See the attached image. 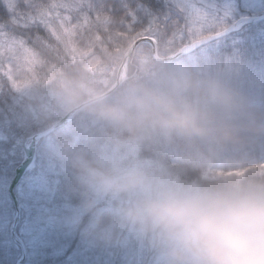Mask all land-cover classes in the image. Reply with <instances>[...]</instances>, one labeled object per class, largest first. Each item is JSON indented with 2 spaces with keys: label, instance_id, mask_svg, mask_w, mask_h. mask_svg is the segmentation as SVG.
<instances>
[{
  "label": "trees",
  "instance_id": "obj_1",
  "mask_svg": "<svg viewBox=\"0 0 264 264\" xmlns=\"http://www.w3.org/2000/svg\"><path fill=\"white\" fill-rule=\"evenodd\" d=\"M228 1L233 0H220L221 4L226 6ZM235 1L240 6V11H245V14L255 16L264 13L261 10L251 14L249 9L241 7L243 3H248V0ZM263 1L250 0L249 6L256 8ZM53 2L54 0H37V3L45 7ZM111 3L117 9L115 16L119 17L122 14L119 11V0H111ZM59 11L61 16L69 17L65 26L72 27L83 25L87 10ZM6 18V13L0 7V19ZM88 18L90 25L78 29L72 39L77 48L87 50L89 38L100 36V42L91 48L88 57L103 61L96 72L87 71L79 57L75 65H72L70 58L68 66L62 65L56 58V52L52 50L60 47L62 52V46H58L54 37L42 26L29 29L10 28L15 36L26 39L27 46L34 50L40 60L45 61L48 66L56 64L60 69L47 84L34 86L26 95L12 92L7 78L3 75L9 67L18 82L31 75L23 61L20 65L13 62L0 68V83L5 86L0 90V264H16L22 255L21 247L12 239L11 225L16 208L7 187L15 176L17 167L26 157L25 147L30 145L32 136L51 128L74 109L65 105L58 89L59 82L71 81L74 84H82L88 90L105 93L115 84L117 69L127 54V51L114 52V43L108 40V33L103 27L96 23L95 15L88 13ZM139 27L137 25V28ZM109 31L114 34L116 31L126 32L127 29L119 23H113L109 25ZM205 31L204 35L215 32L207 29ZM192 33L181 20V30L169 29L168 38H174L173 47L178 49L193 39ZM36 35L41 37L43 43L35 41ZM114 39L120 40L115 37ZM209 45L214 47L215 42L212 41ZM140 46L152 55L151 46L147 43ZM104 48L110 53L105 54ZM157 53L159 56L173 54L163 45ZM214 53L232 57L236 64H228L219 59L206 60L199 55L191 58L200 71L224 79L248 95L243 89L245 73L253 67L264 68V20L244 24L226 35ZM187 58L189 56L183 55L178 59ZM151 71L149 64L136 59L134 51L121 86L110 97L115 96L129 78L146 76ZM35 72L42 76L47 72V67L41 68L37 65ZM262 164L264 140L253 143L244 151L209 153L190 147L180 140L130 133L99 120L85 108L75 113L63 127L39 140L33 161L25 171L32 172L35 179L46 186L45 199L48 201L35 200L34 194L33 197L30 195L28 182H24L22 193L16 191L21 210L15 233L27 248L24 264H157L156 255L149 242L134 231L118 225L113 212L120 201L110 196H98L82 184L80 176L86 168L139 166L160 179L194 182L214 176L242 175L250 169L264 171V167L260 166ZM21 181L19 184L23 183V180ZM78 216L79 220L71 225L70 221ZM39 227L44 229L45 236L49 235L50 231L59 234L65 239V244L60 246L54 238L47 236L31 251L29 246L33 236L30 232ZM103 231H111L113 243L98 241L97 238Z\"/></svg>",
  "mask_w": 264,
  "mask_h": 264
},
{
  "label": "clouds",
  "instance_id": "obj_2",
  "mask_svg": "<svg viewBox=\"0 0 264 264\" xmlns=\"http://www.w3.org/2000/svg\"><path fill=\"white\" fill-rule=\"evenodd\" d=\"M135 57L152 71L129 78L113 97L60 81L65 105L130 133L209 153L244 151L264 140V103L200 71L191 57L155 60L143 47ZM80 180L96 195L120 201L113 212L118 225L146 239L157 264H264L262 170L173 182L139 166H112L86 168ZM97 239L114 242L111 231Z\"/></svg>",
  "mask_w": 264,
  "mask_h": 264
},
{
  "label": "snow or ice",
  "instance_id": "obj_3",
  "mask_svg": "<svg viewBox=\"0 0 264 264\" xmlns=\"http://www.w3.org/2000/svg\"><path fill=\"white\" fill-rule=\"evenodd\" d=\"M0 7L7 15L6 19H0V68L13 62L20 65L23 61L27 72L31 73L18 82L11 67L3 72L9 82V89L15 93L28 95L34 86L47 84L53 79L60 68L56 64L48 66L45 61L40 60L34 50L27 46L26 39L15 36L10 28L29 29L42 26L54 37L57 45L62 46V52L60 47L52 48L62 65L68 66L69 58L72 65H75L79 57L87 71L96 72L103 61L88 57L91 48L100 42V36L89 38L87 50L77 48L72 39L78 29L90 25L88 13L94 14L96 23L108 33L107 38L114 43L116 53L141 48L143 46H137V41L144 40L156 50L163 45L166 50L176 55H199L206 60L219 59L228 64L235 63L232 57L214 53L226 34L235 27L234 23H230L232 8L222 5L220 0H119V11L122 13L119 17L115 16L117 9L111 0H54L46 7L37 3V0H0ZM60 9L69 12L86 9L83 25L66 27L69 17L61 16ZM181 20L190 33H195V37L176 49L173 47L175 40L168 38V33L169 29L181 30ZM113 23L123 25L127 31H116L113 34L109 31V25ZM137 25L140 27L137 28ZM206 29L215 30L214 35H204ZM174 35L173 32V37ZM114 37L120 40L117 41ZM34 39L37 43H43L39 35ZM210 41L215 42L214 47L209 45ZM197 49L198 52L194 51ZM103 51L105 54L110 53L107 48ZM86 58L88 59L85 63ZM37 65L41 68L47 67V72L39 76L35 72ZM3 88L5 86L0 83V90ZM260 166L264 167V164Z\"/></svg>",
  "mask_w": 264,
  "mask_h": 264
},
{
  "label": "rangeland",
  "instance_id": "obj_4",
  "mask_svg": "<svg viewBox=\"0 0 264 264\" xmlns=\"http://www.w3.org/2000/svg\"><path fill=\"white\" fill-rule=\"evenodd\" d=\"M248 3L245 2L241 5L242 8L249 9L251 14H254L255 12H259L262 10L264 12V1L261 5H258L256 8H252L249 6L251 2ZM227 5L232 8V17L230 22L233 23L234 21H237L239 18L245 17L248 15V13L245 14V11H240V6H238L237 1H228ZM206 31H204L205 33ZM192 37H195V33H192ZM243 89L247 92V94L250 97H253L257 101L263 103L264 98V68L260 67H253L250 70H247L243 77ZM36 177H28L26 180L28 183H30V195L33 197V194L35 196V200H41V201H48L46 197L47 191L46 186L44 184L39 183L36 179ZM23 189V187H20V190ZM78 217L73 218L70 222L71 225L75 224L79 219ZM44 229L41 227L33 229L31 231V235L33 236L32 243L30 244L29 248L31 251H34V249L37 247L38 242L43 241L47 236L54 238L55 242L59 244L60 246H63L65 244V239L62 238L59 234L51 233L50 231L49 235H44Z\"/></svg>",
  "mask_w": 264,
  "mask_h": 264
},
{
  "label": "water",
  "instance_id": "obj_5",
  "mask_svg": "<svg viewBox=\"0 0 264 264\" xmlns=\"http://www.w3.org/2000/svg\"><path fill=\"white\" fill-rule=\"evenodd\" d=\"M261 20H264V14L259 15V16H255V17L252 16V17L241 18V19L235 21V23H234V24H235V27H234L229 33H231V32H233V31L239 29L244 23H248V22H257V21H261ZM229 33H227V34H229ZM227 34H226V35H227ZM213 35H214V33H213ZM142 43H147V42L144 41V40H138V41H137V46H139V45L142 44ZM151 47H152V53H153V56H154L156 59H159L160 57H158V55H157V50L154 49V46H151ZM134 50H135V49L128 51V53H127V55L125 56V58H123L124 60H123V62H122V64H121L120 68L118 69V73H117V82H116L115 85L111 88V90H109L108 92L105 93V95H106L107 97H109L111 94H113V93L115 92V90H116L117 88H119L120 85L122 84V80H121V79H123V77H124V75H125V72H126V69H127L128 61H129V59H130V57H131V55H132V53H133ZM179 56H181V55H176V54H175V55L169 56L168 58H169V59H176V58L179 57ZM182 56H183V55H182ZM82 109H83V108H74L73 110L70 111V113H68V114H67L62 120H60L58 123H56L53 127H51L50 129H48L47 131H44V132H42V133H39V134L33 136V138H32V142H31V147H30V149H29L30 152H28V154H27V158H26V160L23 162V164L20 166L19 171L17 170L16 178L14 179V182L12 183V186H11V189H10V193H11L13 199H14L13 201H15L16 199H15V196H14L12 190H13V188H14L16 182L18 181V178H19V175H20L21 171L23 170V168H25L26 164L32 159L31 157H32V155H33V149H34V147H35V145H36V141H37L38 139H40L41 137H43V136L49 134L50 132L54 131L56 128H59V127L63 126V124H66V123L72 118V116L75 115V113H77L78 111H80V110H82ZM15 203H16V207H17V214H16L15 221H13L14 223H13V225H12V234H13L14 239H16V237H15V234H16V233H15V232H16V227H17V225H18V222H17V221L19 220V209H18V205H17V202H16V201H15ZM17 243H19L20 246H21V248H22V259H21V261H20L19 263H17V264H22V263L24 262L25 258H26V253H25L26 250H25V246H24V244H23L22 242H17Z\"/></svg>",
  "mask_w": 264,
  "mask_h": 264
}]
</instances>
